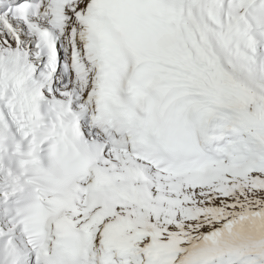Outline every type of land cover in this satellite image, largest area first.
Here are the masks:
<instances>
[{
  "label": "snow or ice",
  "instance_id": "6c2138e0",
  "mask_svg": "<svg viewBox=\"0 0 264 264\" xmlns=\"http://www.w3.org/2000/svg\"><path fill=\"white\" fill-rule=\"evenodd\" d=\"M0 264H264V0H0Z\"/></svg>",
  "mask_w": 264,
  "mask_h": 264
}]
</instances>
